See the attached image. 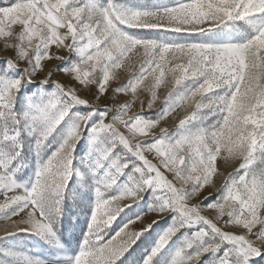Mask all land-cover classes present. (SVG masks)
I'll return each instance as SVG.
<instances>
[{"label": "snow or ice", "instance_id": "1", "mask_svg": "<svg viewBox=\"0 0 264 264\" xmlns=\"http://www.w3.org/2000/svg\"><path fill=\"white\" fill-rule=\"evenodd\" d=\"M0 51V264H264V0H0Z\"/></svg>", "mask_w": 264, "mask_h": 264}, {"label": "rangeland", "instance_id": "2", "mask_svg": "<svg viewBox=\"0 0 264 264\" xmlns=\"http://www.w3.org/2000/svg\"><path fill=\"white\" fill-rule=\"evenodd\" d=\"M64 55H68V53L67 52H65V53H63ZM10 55V53L9 52H3V51H0V59H3V57H5V56H9ZM56 63H58V62H56ZM163 97V92L161 93V98ZM160 105H159V103L156 105V107L158 108ZM138 107H139V105L137 104V106H135L134 108H133V111H136L137 109H138ZM167 124H168V126L169 127H171L172 126V124H173V121L171 120V119H169L168 120V122H167ZM228 171H230L231 169L230 168H228L227 169ZM220 183H221V180L220 179H217V187H219V185H220ZM205 195H207V193H205ZM154 218H156L154 215H149L148 217H147V219H149V220H151V219H154ZM139 225H137V227H138Z\"/></svg>", "mask_w": 264, "mask_h": 264}]
</instances>
